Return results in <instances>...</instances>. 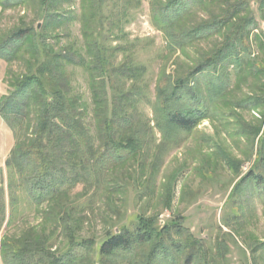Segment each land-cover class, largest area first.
<instances>
[{"label": "rangeland", "instance_id": "1", "mask_svg": "<svg viewBox=\"0 0 264 264\" xmlns=\"http://www.w3.org/2000/svg\"><path fill=\"white\" fill-rule=\"evenodd\" d=\"M248 1L259 33L264 35L260 0ZM9 2L5 8L0 4V37L32 26L47 37L55 50H80L82 55L86 54L87 42L98 39L109 53V68H138L135 79L113 71L106 81L110 111L117 93H141L131 103H124V110L118 112L120 117L132 116L140 148L133 154L120 151L117 159L105 157L92 169L91 177L80 173L70 187L37 202L29 198L22 178L19 177L22 187L14 185L13 191L9 186L6 161L16 137L0 114V188L6 202L4 213L0 212V264H4V240L19 246L42 244L55 253L69 249L72 240L92 242L91 252L80 251L86 255L81 264H142L140 257L150 252L152 243L144 244L138 250L141 254L130 259L105 257L99 251V245L109 234L124 227L133 229L141 217L156 222L161 229L169 226L166 237L178 242L181 248V253L173 252L171 257L177 260L170 261L172 264L198 262L194 256L187 261L189 236L199 241L201 249L197 256L206 264H264V201L251 178L241 181L252 168L264 174V166L257 161L259 141L264 134V103L247 108L237 105L243 99L264 96V73H244L239 78L233 75L230 91L218 104L210 105L209 115L195 128L167 133L158 125L159 86L169 78L191 72L215 50L222 36L213 35L171 49L164 31L153 21V0H106L101 4L96 0ZM224 7L215 0L178 26H193L218 17ZM49 16L52 17L48 23ZM254 48L261 58L256 44ZM35 60L33 49L28 46L10 63L0 59V99L11 89L8 72L16 77L26 75L37 63ZM75 63L67 65L69 95L84 104L85 109L80 110L84 112L87 135L91 145L99 150L103 144L99 131L101 109H97L95 95L103 88L98 83L103 78L96 77L93 85L85 65ZM198 78L202 80L201 76ZM109 114L113 116V112ZM128 132L132 131L118 127L117 140L125 139ZM227 158L233 159L239 168L231 167ZM177 223L183 228L182 234L177 232Z\"/></svg>", "mask_w": 264, "mask_h": 264}, {"label": "trees", "instance_id": "2", "mask_svg": "<svg viewBox=\"0 0 264 264\" xmlns=\"http://www.w3.org/2000/svg\"><path fill=\"white\" fill-rule=\"evenodd\" d=\"M16 1L22 3L25 0ZM42 1L48 4L50 0ZM104 1L106 0H96L98 4ZM214 1L153 0V21L164 31L171 49H180L188 43L213 35L223 37L215 50L204 56L191 72L183 77L169 78L164 85L159 86L160 102L158 101L156 110L160 118L158 125L167 133L195 128L209 115L210 105L218 104L230 91L233 75L239 78L244 73L253 76L264 73V35L259 33L258 23L248 0L234 3L217 0L225 4L220 16L179 28L181 21ZM0 4L5 8L10 2L0 0ZM259 5L261 10L264 9V0H260ZM51 17L49 16L48 23ZM36 36L38 40L35 39ZM255 44L262 52L261 58L257 55ZM25 46L33 49L37 63L26 75L22 74L20 77L8 72L7 82L11 89L0 99V114L16 137V144L6 161L9 186L15 191L14 185H24L29 198L39 202L70 187L75 182L73 178L80 176V173L91 177L92 169H96L105 157L111 160L117 159L120 151L132 154L138 152L140 141L136 131H133L132 116L126 114L120 117L118 112L124 110V103H131L141 93L138 90L117 93L114 96V108L110 111L107 105L106 79L110 80L113 71L122 77L135 79L138 68H109V53L98 39L87 42L84 56L79 53L80 50L72 53L57 51L47 37L38 34L32 26L20 27L0 37V59L8 63L14 61ZM72 62L85 65L92 81L94 80L93 85L96 84V77L103 78L98 83L104 89L101 88L100 94L95 95L97 109H101L99 131L103 144L99 150L91 145V139L87 135L84 112L80 110L85 109L84 104H79L77 97L69 95L71 82L67 65ZM259 102L264 103V96L249 97L237 105L243 108L256 107ZM112 112L113 116H109ZM118 127L132 132H128L125 139L117 140ZM256 133H260V129ZM259 143L257 161L264 166V134ZM227 162L231 167L235 165V168H239L233 159L227 158ZM32 171L34 173L30 174ZM19 177L22 178V186ZM248 178L253 180L256 191L264 201V174L252 168L241 181ZM5 208V192L0 188V212L4 213ZM177 227V232L182 234L183 228L178 223ZM165 231L169 232L164 233ZM169 233V226L161 229L156 222L141 217L133 229L124 227L120 232L109 234L99 245V251L105 257L129 256L130 259L141 254L138 250L144 244L152 243L150 252L140 257L141 263L172 264L170 261L177 260L171 257L173 252L181 253V248L178 242L166 237ZM186 241L190 248L187 261L194 256L199 259L196 264H206L197 256L201 249L199 241L192 236ZM28 244L10 245L4 240V264H81L86 255L80 254V251L91 252L93 249L92 242L80 243L74 240L69 249L60 253L52 252L42 244Z\"/></svg>", "mask_w": 264, "mask_h": 264}]
</instances>
